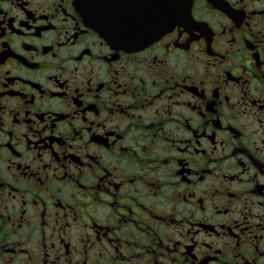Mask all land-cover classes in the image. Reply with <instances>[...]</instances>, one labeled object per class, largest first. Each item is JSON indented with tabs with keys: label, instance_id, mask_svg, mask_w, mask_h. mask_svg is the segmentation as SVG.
I'll list each match as a JSON object with an SVG mask.
<instances>
[{
	"label": "flooded vegetation",
	"instance_id": "1",
	"mask_svg": "<svg viewBox=\"0 0 264 264\" xmlns=\"http://www.w3.org/2000/svg\"><path fill=\"white\" fill-rule=\"evenodd\" d=\"M0 264H264V0L135 49L0 0Z\"/></svg>",
	"mask_w": 264,
	"mask_h": 264
},
{
	"label": "water",
	"instance_id": "2",
	"mask_svg": "<svg viewBox=\"0 0 264 264\" xmlns=\"http://www.w3.org/2000/svg\"><path fill=\"white\" fill-rule=\"evenodd\" d=\"M87 22L107 40L135 49L191 16L193 0H76Z\"/></svg>",
	"mask_w": 264,
	"mask_h": 264
}]
</instances>
